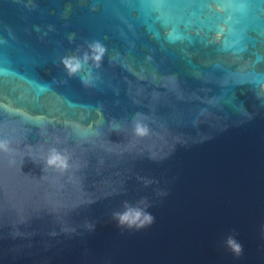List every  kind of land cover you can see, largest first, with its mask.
Returning a JSON list of instances; mask_svg holds the SVG:
<instances>
[{
	"label": "water",
	"instance_id": "1",
	"mask_svg": "<svg viewBox=\"0 0 264 264\" xmlns=\"http://www.w3.org/2000/svg\"><path fill=\"white\" fill-rule=\"evenodd\" d=\"M0 141V264H264V0H0Z\"/></svg>",
	"mask_w": 264,
	"mask_h": 264
},
{
	"label": "clouds",
	"instance_id": "2",
	"mask_svg": "<svg viewBox=\"0 0 264 264\" xmlns=\"http://www.w3.org/2000/svg\"><path fill=\"white\" fill-rule=\"evenodd\" d=\"M79 51V50H78ZM106 53L104 45L100 42H92L87 46V50L83 51L82 55H69L62 59L63 67L69 77L78 75L85 64L91 61L96 67L100 66L101 61ZM85 85L89 84V80L82 81ZM134 134L137 136H144L147 134V128L141 123L137 122L134 125ZM0 151H10V146L7 141H0ZM47 168L64 171L69 167L68 157L56 148H51L44 159ZM143 204V208L133 207L125 202V208L122 212H114L112 214L113 219L117 220L120 225H127L128 227H144L154 221V217L151 213L147 212V204L145 200L138 202ZM142 218V219H141ZM136 221H141L139 225ZM226 244L228 248L237 256L242 252V246L235 240L234 237H228Z\"/></svg>",
	"mask_w": 264,
	"mask_h": 264
}]
</instances>
